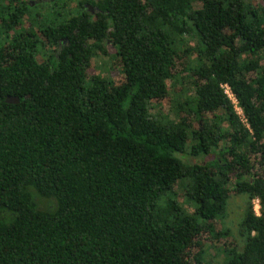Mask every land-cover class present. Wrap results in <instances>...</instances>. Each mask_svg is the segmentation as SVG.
<instances>
[{"label": "trees", "instance_id": "1", "mask_svg": "<svg viewBox=\"0 0 264 264\" xmlns=\"http://www.w3.org/2000/svg\"><path fill=\"white\" fill-rule=\"evenodd\" d=\"M63 1L57 56L0 3V264H209L233 197L221 264H264V0Z\"/></svg>", "mask_w": 264, "mask_h": 264}, {"label": "flooded vegetation", "instance_id": "2", "mask_svg": "<svg viewBox=\"0 0 264 264\" xmlns=\"http://www.w3.org/2000/svg\"><path fill=\"white\" fill-rule=\"evenodd\" d=\"M59 1L60 0H16L10 3L9 0H0V3L2 4L3 8L11 9V11L14 14L19 13V10L21 11L22 4H25L23 5L24 7L25 6L27 7L28 5V7L33 8L32 16H30V13L28 15L23 14L21 16L20 22H17V26H16V29L18 30L17 36H20V38L23 41L24 38L22 36L25 35L28 41L30 42L27 43L23 42L22 44H20L19 40L16 39L15 44L7 46L6 49L16 50V51L23 50L31 45V41H35L36 34H38V36L40 37L39 39H41V35L44 33V31H46L48 33L50 32L51 35L54 34L55 38H54V43L53 42L52 43L44 42V43L46 47H48V49L51 51V53L57 56L58 53L62 50V43H65V41H67V38L57 39L58 36L57 35L58 33L56 31L57 23H53L50 19L52 9H64L66 7L67 4L65 3V1H63L62 3ZM100 1L101 0H78L77 3L74 2L72 4V8L76 7V9L78 10V12H74L75 16L83 17L86 18L87 20L89 16H95L96 13L101 12L98 6ZM34 16L37 18L36 21H34ZM61 25L62 27L65 26L64 23ZM23 30H24V34H23ZM1 40L6 41L8 40V38L6 35L3 34ZM50 57L51 54L47 52L44 55L43 63L44 64L48 63ZM9 64L10 61L5 60L4 65H9Z\"/></svg>", "mask_w": 264, "mask_h": 264}, {"label": "rangeland", "instance_id": "3", "mask_svg": "<svg viewBox=\"0 0 264 264\" xmlns=\"http://www.w3.org/2000/svg\"><path fill=\"white\" fill-rule=\"evenodd\" d=\"M191 45H194V42H191ZM108 53L110 55H113L115 53L114 48H112L110 45H107L106 47ZM190 60H192V57H190ZM105 62L103 63L102 61H98L96 64L97 66H100L101 69L95 70V71H91L90 73H101L102 75L108 76L112 79H115L118 77V70L117 68L112 67V63L111 62H107L109 60L105 59ZM186 75V74H184ZM187 77V76H185ZM191 84H190V79L189 78H185V80H183L181 82V86L177 85V88L180 89H184V88H190ZM153 113H158L160 112L161 114L164 113H170V115H172L174 112L171 109V105L169 106H164V107H156L152 110ZM175 193L177 194V200L179 203L184 205V201H183V197H182V190L180 189L179 186L175 187ZM243 202L244 200L241 197H233L231 202H230V206H229V210H228V217L225 220V225L227 227L230 228L231 233L233 236L225 238L223 241H219V242H206V255L205 258L207 260V262L209 264H221V262L223 261L224 258V253L222 251H220L219 247H222L223 244L227 245V247L231 248L233 243V237L236 235V229H237V224L238 221L240 219L241 216V212H242V207H243ZM253 209L258 211L259 213V208L257 205H255V202L253 203ZM217 228L221 227L220 223L216 224Z\"/></svg>", "mask_w": 264, "mask_h": 264}, {"label": "built area", "instance_id": "4", "mask_svg": "<svg viewBox=\"0 0 264 264\" xmlns=\"http://www.w3.org/2000/svg\"><path fill=\"white\" fill-rule=\"evenodd\" d=\"M225 93H226V95L231 99V101L234 103V104H236L235 103V99L233 98V96L231 95V93H230V91L228 90V88L227 87H225ZM235 110H236V112L239 114V115H241V111L235 106ZM255 205H257L258 206V208H259V205H258V202L257 201H255ZM255 211V213L258 215L259 213H258V211H256V210H254Z\"/></svg>", "mask_w": 264, "mask_h": 264}, {"label": "water", "instance_id": "5", "mask_svg": "<svg viewBox=\"0 0 264 264\" xmlns=\"http://www.w3.org/2000/svg\"><path fill=\"white\" fill-rule=\"evenodd\" d=\"M5 102H7V103H18L19 102V98L18 97H7L5 99Z\"/></svg>", "mask_w": 264, "mask_h": 264}]
</instances>
